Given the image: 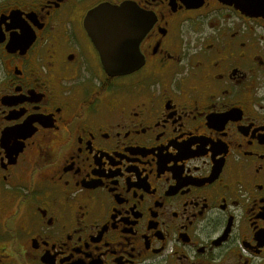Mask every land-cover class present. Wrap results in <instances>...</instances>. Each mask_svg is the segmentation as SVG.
<instances>
[{
  "label": "flooded vegetation",
  "instance_id": "obj_1",
  "mask_svg": "<svg viewBox=\"0 0 264 264\" xmlns=\"http://www.w3.org/2000/svg\"><path fill=\"white\" fill-rule=\"evenodd\" d=\"M245 1L0 0V264H264V0ZM125 2L150 27L109 76L84 20Z\"/></svg>",
  "mask_w": 264,
  "mask_h": 264
},
{
  "label": "water",
  "instance_id": "obj_2",
  "mask_svg": "<svg viewBox=\"0 0 264 264\" xmlns=\"http://www.w3.org/2000/svg\"><path fill=\"white\" fill-rule=\"evenodd\" d=\"M225 1L239 10L248 8L245 0ZM258 5L254 3L252 8ZM84 26L106 74H129L139 67V43L150 24L133 4L102 3L87 13Z\"/></svg>",
  "mask_w": 264,
  "mask_h": 264
}]
</instances>
